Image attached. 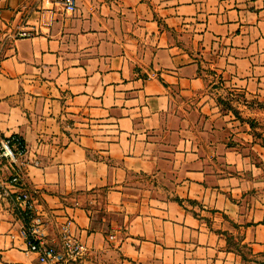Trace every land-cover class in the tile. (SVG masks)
Segmentation results:
<instances>
[{"label":"crops","instance_id":"obj_1","mask_svg":"<svg viewBox=\"0 0 264 264\" xmlns=\"http://www.w3.org/2000/svg\"><path fill=\"white\" fill-rule=\"evenodd\" d=\"M74 1L0 0V132L39 162L42 240L85 244L72 264H264V145L239 118L264 102V0ZM13 192L0 264H40Z\"/></svg>","mask_w":264,"mask_h":264},{"label":"built area","instance_id":"obj_2","mask_svg":"<svg viewBox=\"0 0 264 264\" xmlns=\"http://www.w3.org/2000/svg\"><path fill=\"white\" fill-rule=\"evenodd\" d=\"M60 1L66 13H74L76 5L74 0ZM40 29H24L17 33V38H30L41 34ZM1 60V56H0ZM26 141L19 135L6 136L0 132V168L10 172L6 182L0 180V187L9 185L14 189L13 201L24 223H31L29 228L23 227V235L28 241L31 253L38 255L40 264H72L83 259L87 246L72 238L67 230L63 233L59 243H45L41 236L40 222L34 217L35 201L29 189L24 187L27 168L38 165L37 160H30ZM68 221L67 224H69Z\"/></svg>","mask_w":264,"mask_h":264},{"label":"rangeland","instance_id":"obj_3","mask_svg":"<svg viewBox=\"0 0 264 264\" xmlns=\"http://www.w3.org/2000/svg\"><path fill=\"white\" fill-rule=\"evenodd\" d=\"M216 76L217 79L219 80L218 75ZM214 87H216L213 88L215 89L214 91L216 92V94L217 95L220 94V102L223 104V106L231 108L232 107L230 104L231 96H230V91H228L229 89L224 88L223 86L220 85L217 86L215 85ZM235 96H236L235 99L238 101L240 100L241 104H243L242 103L243 99L241 97L242 95L239 94ZM235 99H232L233 103L237 102L235 101ZM236 106L238 107V105ZM246 106H247L246 109L240 110L242 111L244 116L239 115V118H241L240 120L249 123L256 138V142L264 145V102L254 100L247 103ZM247 113L250 114V116H248Z\"/></svg>","mask_w":264,"mask_h":264}]
</instances>
